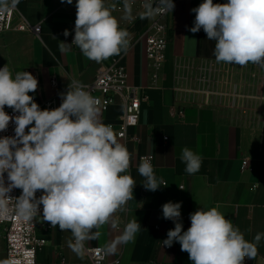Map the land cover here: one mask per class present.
Here are the masks:
<instances>
[{"label": "crops", "instance_id": "0c3cea01", "mask_svg": "<svg viewBox=\"0 0 264 264\" xmlns=\"http://www.w3.org/2000/svg\"><path fill=\"white\" fill-rule=\"evenodd\" d=\"M202 2L173 0L175 7L167 22L169 44L161 80L153 89L146 88L148 75L142 38L151 21L150 15L125 30L128 33L126 49L101 62L86 58L78 47L68 45L74 39L76 15L67 8L66 0L63 3L61 0H19L16 16L31 25L39 24L40 34L8 31L0 36V68L7 65L13 75L27 71L36 77L38 88L29 95L42 110L43 104L52 98L59 107L61 94L67 92L71 81L89 84L96 70L113 60H118L125 69L130 86L145 88L141 90L144 99L140 102L138 125L127 129V140L117 138L131 156L128 174L136 182L133 198L110 222L92 229V232L99 231V237L84 244L103 248L108 260L119 258L125 264H193L178 242L174 241L171 247H164L161 242L175 227L172 220L163 218L162 206L168 202L181 203L183 231L189 228L184 216L200 208L216 207L240 229L247 241L254 242L258 233H264V67L216 61L215 41L209 40L202 28L196 33L189 30L195 21L191 10ZM213 2L227 3V0ZM65 30L69 31L67 37L63 35ZM62 42L68 49L66 52L60 51ZM203 63L219 67L221 74L231 73V78H235L234 84L216 83L223 96L236 94L231 108L213 103L203 105L200 103L203 99L193 95L200 77L207 73ZM51 80L56 81V88L51 86ZM97 110L102 123L118 128L123 114L120 104ZM179 111H183L182 119L178 117ZM185 147L202 158L200 170L195 174H188L181 161ZM144 155L154 157V174L158 180L167 182L166 187L161 185L154 192L145 189V178L138 173L139 158ZM244 157L251 159L252 171L241 170ZM133 219L141 226L134 242L117 243L125 225ZM37 236L45 241L37 254L38 264H85L84 256L77 255L68 246L72 240L70 231L61 232L59 226L48 232L39 228ZM113 244L115 251H108V246ZM256 246L257 256L252 264H264V238ZM5 262L2 242L0 264Z\"/></svg>", "mask_w": 264, "mask_h": 264}, {"label": "clouds", "instance_id": "9594fccd", "mask_svg": "<svg viewBox=\"0 0 264 264\" xmlns=\"http://www.w3.org/2000/svg\"><path fill=\"white\" fill-rule=\"evenodd\" d=\"M66 2L72 4V0ZM18 3L0 0V12L14 9ZM160 3L168 11L175 7L173 0ZM145 7L151 15L152 4ZM125 8H130L127 0ZM76 9L75 35L68 45H75L96 62L126 49L128 33L120 28L105 0H77ZM191 11L195 21L189 30L196 33L202 28L207 38L215 41L213 54L218 63L264 67V0H203ZM63 35L67 37L69 31ZM67 50L62 42L60 51ZM85 87L71 81L67 92L61 94L60 106L42 110L29 95L38 88L36 77L27 71L13 75L7 65L0 68V131H5L10 121L16 125L14 136L0 137V218L14 212L31 221L42 205L43 220L70 231L68 246L80 256L85 242L100 235L92 229H99L123 210L136 186L128 174L131 156L127 147L118 142L110 125L100 121L96 100ZM5 106L19 114L10 116ZM180 158L188 174L200 170L202 158L189 148L182 149ZM138 173L145 178L146 190L167 186L155 176L150 157L141 158ZM14 188L22 190L18 198L9 195ZM38 190L43 193L39 198ZM13 201L14 208L10 207ZM180 209L181 203L162 206L163 218L175 224L161 241L164 247L178 242L193 264H243L246 257L257 256L256 245L264 233H258L254 242L247 241L216 207L191 213V225L183 231ZM140 229L137 219L129 221L117 243L134 242ZM108 251L114 252L115 245H109Z\"/></svg>", "mask_w": 264, "mask_h": 264}, {"label": "built area", "instance_id": "2783aa9c", "mask_svg": "<svg viewBox=\"0 0 264 264\" xmlns=\"http://www.w3.org/2000/svg\"><path fill=\"white\" fill-rule=\"evenodd\" d=\"M76 2L72 0V4H67V8L72 14L76 15ZM130 5L129 9L125 8V1L105 0L112 15L117 18L119 26L123 30H127L136 21L147 14L146 4H152L151 21L143 34L145 45L146 69L148 75V88H157L161 80L162 68L165 60V52L169 44V27L168 18L170 12L165 10L160 0L146 1H127ZM16 8L8 11L0 12V36L5 32H21L39 35L41 26L31 25L22 17H17ZM212 72L222 73V70H211ZM51 86L57 87L56 81L51 80ZM215 82L210 73L202 75L199 79V86L193 91V95L201 97L200 102L203 105H211L212 97L216 93L210 91V87ZM85 90L96 100L97 108H106L116 103L123 108V114L120 118L118 128H112L116 138L127 140V129L136 127L140 118V102L144 99L141 90L145 88H137L128 84V76L125 69L119 64L118 60H113L108 66L99 67L94 79L91 83L85 84ZM232 102L236 100V94L229 96ZM199 103V102H196ZM57 108L54 98L46 101L43 104V109ZM5 111L12 117L19 113L14 112L12 108L6 107ZM178 117L183 118V111L178 112ZM16 125L10 121L8 128L5 131H0V137H12L15 135ZM27 131V129H26ZM142 157H150L153 166L154 157L152 155H144L139 158V164ZM242 171H252L251 159L244 157L241 160ZM5 183L7 184V173H5ZM22 193L19 188H14L9 195L13 198H18ZM42 190H38L36 197L42 195ZM14 201L10 207L14 208ZM42 205L40 206V214H37L31 221L20 219L15 213L9 214L6 218H0V243L5 244L6 262L7 264H38L37 254L45 245V241L37 236V230L40 228L43 231H51L52 226L49 222L42 218ZM184 219L191 225L190 216H184ZM60 230V228H59ZM61 232H64L60 230ZM84 261L85 264H125L119 258L108 260L106 252L101 247L84 246ZM243 264H252V259L245 258Z\"/></svg>", "mask_w": 264, "mask_h": 264}, {"label": "rangeland", "instance_id": "374dc122", "mask_svg": "<svg viewBox=\"0 0 264 264\" xmlns=\"http://www.w3.org/2000/svg\"><path fill=\"white\" fill-rule=\"evenodd\" d=\"M203 67L207 69V73L204 75H208V73H210L211 78L215 81H221V82H228L230 84H234V80L235 78H231V73H229L228 75L225 74H219L218 72H212L210 69L214 70H220L219 67L215 68L213 66H211L210 63H203ZM206 65V66H205ZM225 71V70H223ZM227 76V77H226ZM229 87V86H228ZM210 91H213L214 93H216L215 95H213L212 97H210V99H212V105L214 106H220V107H232V99L229 96L226 95H222L221 93L218 92V88H217V84L214 83L211 85L210 87Z\"/></svg>", "mask_w": 264, "mask_h": 264}]
</instances>
